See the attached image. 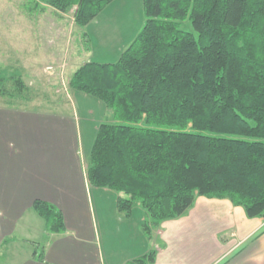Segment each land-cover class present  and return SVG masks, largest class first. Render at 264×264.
<instances>
[{
    "label": "trees",
    "instance_id": "16d2710c",
    "mask_svg": "<svg viewBox=\"0 0 264 264\" xmlns=\"http://www.w3.org/2000/svg\"><path fill=\"white\" fill-rule=\"evenodd\" d=\"M42 1L60 11L75 5V23L85 27L113 0ZM142 6L144 24L117 60H89L70 80L112 112L87 154L89 185L115 192L125 217L138 206L147 238L196 196L228 198L264 219V0ZM185 18L194 32L180 28ZM15 81L13 100L25 91ZM32 209L49 232L64 230L52 204L36 199ZM155 255L150 249L126 264H154Z\"/></svg>",
    "mask_w": 264,
    "mask_h": 264
},
{
    "label": "crops",
    "instance_id": "0c3cea01",
    "mask_svg": "<svg viewBox=\"0 0 264 264\" xmlns=\"http://www.w3.org/2000/svg\"><path fill=\"white\" fill-rule=\"evenodd\" d=\"M85 144L75 113L0 102V264H126L150 249L154 264H264V219L228 198L196 196L147 238L138 206L122 218L117 194L89 185ZM36 199L61 212L62 232L47 230ZM106 229L121 235V248L105 242Z\"/></svg>",
    "mask_w": 264,
    "mask_h": 264
},
{
    "label": "rangeland",
    "instance_id": "374dc122",
    "mask_svg": "<svg viewBox=\"0 0 264 264\" xmlns=\"http://www.w3.org/2000/svg\"><path fill=\"white\" fill-rule=\"evenodd\" d=\"M75 12V5L60 11L42 0H0V91L6 94L0 93V102L77 114L87 156L92 144L87 142L89 127L112 121V112L95 97L73 89L71 77L89 60H117L142 28L145 17L142 0H113L85 27L75 23ZM180 28L194 32L187 18L180 21ZM85 32L91 40L89 50ZM17 79L25 86L24 99H9L7 92H15ZM78 96H84V102ZM84 164L86 168L87 157ZM159 226L151 230L153 239ZM113 234L120 235L106 229L105 242L121 248V235Z\"/></svg>",
    "mask_w": 264,
    "mask_h": 264
}]
</instances>
